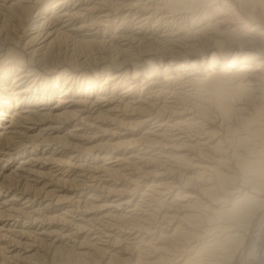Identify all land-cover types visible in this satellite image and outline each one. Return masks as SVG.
Listing matches in <instances>:
<instances>
[{
	"label": "bare ground",
	"instance_id": "1",
	"mask_svg": "<svg viewBox=\"0 0 264 264\" xmlns=\"http://www.w3.org/2000/svg\"><path fill=\"white\" fill-rule=\"evenodd\" d=\"M263 224L264 0H0V264H247Z\"/></svg>",
	"mask_w": 264,
	"mask_h": 264
},
{
	"label": "rangeland",
	"instance_id": "2",
	"mask_svg": "<svg viewBox=\"0 0 264 264\" xmlns=\"http://www.w3.org/2000/svg\"><path fill=\"white\" fill-rule=\"evenodd\" d=\"M82 49L78 48L76 54L82 53ZM77 54V55H78ZM70 58V55L67 57ZM100 135V134H99ZM100 140H106L111 138L109 134L99 137ZM17 162V161H16ZM15 162V164H16ZM14 164V165H15ZM251 257L248 260L247 264H264V224L260 229L258 235H256L250 243Z\"/></svg>",
	"mask_w": 264,
	"mask_h": 264
}]
</instances>
